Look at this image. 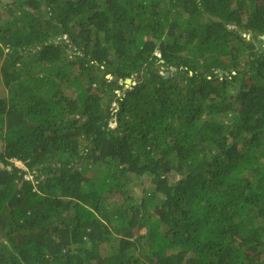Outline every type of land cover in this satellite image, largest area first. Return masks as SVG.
I'll use <instances>...</instances> for the list:
<instances>
[{
	"label": "trees",
	"instance_id": "trees-1",
	"mask_svg": "<svg viewBox=\"0 0 264 264\" xmlns=\"http://www.w3.org/2000/svg\"><path fill=\"white\" fill-rule=\"evenodd\" d=\"M262 36L264 0H0V264H264Z\"/></svg>",
	"mask_w": 264,
	"mask_h": 264
},
{
	"label": "rangeland",
	"instance_id": "rangeland-1",
	"mask_svg": "<svg viewBox=\"0 0 264 264\" xmlns=\"http://www.w3.org/2000/svg\"><path fill=\"white\" fill-rule=\"evenodd\" d=\"M264 41V40H263ZM133 85V83H131V86ZM130 86V85H129ZM0 92H4L2 87L0 86ZM2 96V93L0 94ZM15 164V163H14ZM17 167H19V164L16 163L15 164ZM137 185L136 186L135 184H133L131 186L132 190H133V193L135 195L136 198L140 197L141 195V192L146 189L148 186H147V182L144 181L143 179L142 180H139V181H136ZM141 234H144V230L141 231ZM106 251V250H105Z\"/></svg>",
	"mask_w": 264,
	"mask_h": 264
},
{
	"label": "water",
	"instance_id": "water-1",
	"mask_svg": "<svg viewBox=\"0 0 264 264\" xmlns=\"http://www.w3.org/2000/svg\"><path fill=\"white\" fill-rule=\"evenodd\" d=\"M261 40H264V36L260 37ZM167 73L164 74V77L166 78L167 77ZM113 80H116V78H113ZM125 85V86H129L131 85V80L130 79H126L124 80V82H122L121 80H118V85Z\"/></svg>",
	"mask_w": 264,
	"mask_h": 264
},
{
	"label": "clouds",
	"instance_id": "clouds-1",
	"mask_svg": "<svg viewBox=\"0 0 264 264\" xmlns=\"http://www.w3.org/2000/svg\"><path fill=\"white\" fill-rule=\"evenodd\" d=\"M131 83H132V82H131ZM130 86H131V85H130ZM14 163H15V164H16V163H19V164L22 166V168H21V167H18L19 169L26 170L20 162H16V161H15ZM15 166H16V165H15ZM16 167H17V166H16Z\"/></svg>",
	"mask_w": 264,
	"mask_h": 264
},
{
	"label": "built area",
	"instance_id": "built-area-1",
	"mask_svg": "<svg viewBox=\"0 0 264 264\" xmlns=\"http://www.w3.org/2000/svg\"><path fill=\"white\" fill-rule=\"evenodd\" d=\"M19 164V163H18ZM19 167H21L22 168V166L19 164ZM25 179H32V177L31 176H29V178H25Z\"/></svg>",
	"mask_w": 264,
	"mask_h": 264
}]
</instances>
